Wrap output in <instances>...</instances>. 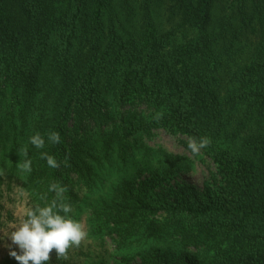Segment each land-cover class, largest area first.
I'll return each mask as SVG.
<instances>
[{
    "label": "trees",
    "instance_id": "obj_1",
    "mask_svg": "<svg viewBox=\"0 0 264 264\" xmlns=\"http://www.w3.org/2000/svg\"><path fill=\"white\" fill-rule=\"evenodd\" d=\"M161 133L210 143L174 154ZM199 155L217 191L164 188ZM115 156L149 173L94 205L119 264H264V0H0V160L35 207L55 184L73 211Z\"/></svg>",
    "mask_w": 264,
    "mask_h": 264
},
{
    "label": "rangeland",
    "instance_id": "obj_2",
    "mask_svg": "<svg viewBox=\"0 0 264 264\" xmlns=\"http://www.w3.org/2000/svg\"><path fill=\"white\" fill-rule=\"evenodd\" d=\"M189 141L183 136H171L161 133L148 144L158 143L168 152L192 157L193 153L188 148ZM115 159L114 164H118V157L115 156ZM139 160L140 158H137L136 164L125 165V168L117 164L111 169H102L101 166L99 168L96 166L98 168L95 169L96 185L92 189H85L81 193V204L70 215L82 224L86 233L85 237L79 246L70 247L66 254L59 258H57L55 249H53L49 254L50 259L45 264H98L101 260H105V264H119L122 262V257L114 253L117 249L119 237L115 233L100 235L97 232L98 226L103 225L105 219L96 218L94 205L101 202L103 198L108 197L107 195L121 183L123 178L138 180L147 178L149 173H141L138 165ZM11 164V159L0 160V178H2V181H0V205L2 206L0 236L13 230L12 228L22 222L25 212L35 207L34 197L28 188L23 186L21 178L13 175ZM183 185H191L201 192L217 191L220 185V177L215 164L211 159L199 155L196 157L192 171L180 172L169 183L163 184L164 188L170 191L177 190ZM9 245H11L9 239L0 240V264H19L14 257L9 255L11 250L15 249L19 252V249L15 245L10 248ZM135 261H131L130 264H135Z\"/></svg>",
    "mask_w": 264,
    "mask_h": 264
},
{
    "label": "clouds",
    "instance_id": "obj_3",
    "mask_svg": "<svg viewBox=\"0 0 264 264\" xmlns=\"http://www.w3.org/2000/svg\"><path fill=\"white\" fill-rule=\"evenodd\" d=\"M51 143L60 142L59 132H50L47 137ZM31 145L38 149L45 146V138L40 134H35L29 138ZM210 140L206 137L193 138L188 143V148L193 154H196L200 149L207 147ZM41 155L47 160L49 167H57L56 159L42 152ZM24 160L22 167L25 170H31V160L27 159L28 152L24 151ZM50 190L56 192L57 199L46 206H36L25 212L22 222L16 225L13 230L7 234L0 236V240L5 238L11 241L19 249L9 252V255L14 257L19 264H45L50 259V252L55 249L57 258L64 256L67 250L72 246H79L86 233L83 230L82 224L74 220L69 213L72 208L70 204L59 203L58 200L63 193V188L53 184Z\"/></svg>",
    "mask_w": 264,
    "mask_h": 264
}]
</instances>
